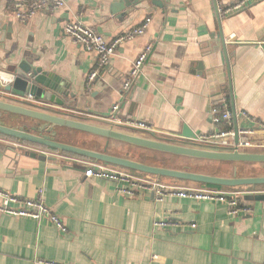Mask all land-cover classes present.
Returning <instances> with one entry per match:
<instances>
[{"label":"crops","instance_id":"1","mask_svg":"<svg viewBox=\"0 0 264 264\" xmlns=\"http://www.w3.org/2000/svg\"><path fill=\"white\" fill-rule=\"evenodd\" d=\"M15 1L0 3V71L15 76L10 68L30 57L34 66L68 84L74 97L64 108L40 105L45 112L111 127L105 118L119 104L122 123L143 122L155 134L125 124L114 129L181 144L226 127L215 123L214 113L225 108L227 96L239 125L247 126L245 114L264 122V0L227 17L217 13L216 2L220 7L237 0H65L63 8L41 12L26 24L9 16ZM72 21L107 42L148 27L116 49L89 87L98 59L65 35L64 26ZM148 44L153 51L125 93L123 84ZM14 97L0 90V100ZM19 120L4 122L13 126ZM250 139L264 143V134L258 131ZM102 141L109 150L113 141ZM29 145L0 136V190L29 200L43 190L46 205L68 232L46 221L0 213V264H264V201L245 199L253 212L234 217L222 203L127 198L117 193L115 183L85 176L75 159L91 160L62 153L73 159L42 160L23 148ZM247 152L263 153L259 148ZM175 181L168 185L183 187ZM156 221L177 225L155 227Z\"/></svg>","mask_w":264,"mask_h":264},{"label":"built area","instance_id":"2","mask_svg":"<svg viewBox=\"0 0 264 264\" xmlns=\"http://www.w3.org/2000/svg\"><path fill=\"white\" fill-rule=\"evenodd\" d=\"M261 1L262 0H237L233 4L220 7L218 2H216L217 13L222 17L231 16ZM64 6L65 0H17L9 8V16L20 23L26 24L41 12L61 9ZM147 27V23L143 24L140 27L129 30L112 42H107L102 35L79 21H72L65 24V35L70 38L73 43L82 47L86 52L93 53L97 56V67L91 71L88 78L89 87L97 78H99L102 70L109 65L116 49L122 44L143 36ZM261 45L264 47V43ZM152 51L153 46L148 44L133 63L129 75L122 87L125 93H128L131 90L133 84L141 75L143 67L149 59ZM14 80L15 76L0 71V90H4V93L8 94L5 92V88L12 85ZM14 98L19 102L29 104V106L31 105L35 109H39L40 105H47L31 95L15 96ZM224 107L225 108L220 112L214 113V121L218 125L225 124L226 127L214 133L199 135L195 138L192 144L190 143L187 145L230 152H234L235 150L247 152L252 148H259L264 153V143H253L250 139L258 131L264 134V122L257 121L245 114L244 119L248 121V124L247 126H242L238 123L239 140L236 143L235 118L237 119V115L234 116L233 111L230 110L228 101L224 102ZM119 111L120 105L115 104L111 109L110 115L105 118V121H107L111 127L125 124L132 130H137L145 134H155V131L146 123H122L117 116ZM23 148L31 153L46 158H68L61 155L59 152L43 147L32 146L31 144ZM68 159L72 160L73 158ZM75 160L85 168V176L115 183L117 185V193L120 196L127 198L153 196L155 201L163 202L166 198L177 197L181 199L222 203L228 207L230 215L237 217L249 215L253 212L252 206L244 201L247 196L264 195V188H253L251 191H239L236 189L226 190L221 187L213 186L201 189L180 188L177 186L166 185L158 177H142L125 169L94 160ZM0 213L15 218H27L40 222L46 221L54 225L62 233L65 234L68 232V229L61 218L46 205L43 197V190L39 191L37 198L31 200L22 199L0 190ZM172 225L177 224L172 221H156L154 226L165 228ZM42 263L43 262H41V264Z\"/></svg>","mask_w":264,"mask_h":264},{"label":"water","instance_id":"3","mask_svg":"<svg viewBox=\"0 0 264 264\" xmlns=\"http://www.w3.org/2000/svg\"><path fill=\"white\" fill-rule=\"evenodd\" d=\"M6 0H0V3ZM11 72L15 75L14 83L5 92L13 96L31 95L37 100L64 108L66 99L73 98L69 92V85L51 72L44 71L41 67L34 66L30 57H25L17 66H12ZM230 71V68H229ZM0 100V136L16 141L33 144L46 149L80 156L85 159L98 161L108 165L116 166L126 170L143 173L153 177L182 180L201 185L221 188L256 187L264 186V176L259 177H219L208 174L196 173L188 170H175L150 166L128 158L112 155L108 152V146L103 151H96L78 147L57 139L61 129H68L86 135L130 145L147 151L159 152L175 157L197 160L200 162H223V163H245L264 164V153L240 152L235 150L220 151L206 149L187 144L175 143L162 139L148 138L134 134L125 133L114 129V127H103L84 121L64 117L59 114L45 112L35 109L29 104L19 102L12 98ZM234 116L236 112L233 109ZM11 118L17 124L10 126L4 120ZM23 124H20V123ZM236 143L238 142V122L235 118ZM107 143V144H108ZM34 158L37 154H32ZM46 160V157H40ZM248 201H264V195L247 196Z\"/></svg>","mask_w":264,"mask_h":264},{"label":"rangeland","instance_id":"4","mask_svg":"<svg viewBox=\"0 0 264 264\" xmlns=\"http://www.w3.org/2000/svg\"><path fill=\"white\" fill-rule=\"evenodd\" d=\"M58 138L61 141H64L66 143L68 142L70 144L73 141L79 144L78 147L82 146V148H86V149L93 148L95 150H102L103 148L104 149L106 148V146H104L105 141H102V139L96 138L90 135L79 134L76 136V134L73 135L70 132H64L61 135H59ZM109 150H110V154L112 155H129V156H136V157L144 156L145 158H148V159H159L161 161L164 159V161H167L168 165L172 169H175V170L192 168L193 170L198 171L200 173L205 172L202 174L213 172V173L220 174L222 176L236 174L237 176L253 175V177H257L256 175H262V174L264 175V168L260 167L261 165L257 167V165L259 164L200 162L197 160H191L187 158H179V157H171V156L164 157V155L162 156L154 155L152 154L153 152L130 147V146L128 147L118 142H110ZM171 181L173 180L172 179L167 180L165 178L162 180V182L167 183L166 185H168V183H170ZM174 183L183 186L180 188H189L185 186H196L198 184V183L182 181V180L175 181ZM198 185H201V184H198ZM171 186H175V185H171ZM239 189H253V187L247 186V187L236 188V190H239Z\"/></svg>","mask_w":264,"mask_h":264},{"label":"trees","instance_id":"5","mask_svg":"<svg viewBox=\"0 0 264 264\" xmlns=\"http://www.w3.org/2000/svg\"><path fill=\"white\" fill-rule=\"evenodd\" d=\"M227 100H228V102H229V97L227 96ZM62 130V129H61ZM65 131H67V132H70V133H72L73 135H75L76 134V136L77 135H79V134H83V133H80V132H75V131H72V130H68V129H64ZM83 135H86V134H83ZM59 137V136H58ZM94 137V136H93ZM97 138V137H96ZM58 140L59 141H61L59 138H58ZM61 142H64V141H61ZM68 143V142H67ZM70 144V143H69ZM72 145H75V146H79V144H77V143H75V142H73L72 141V143H71ZM31 145H33V144H31ZM125 146H130V145H126V144H124ZM82 147V146H81ZM130 147H132V146H130ZM139 149V148H138ZM91 150H95V149H91ZM54 151V150H53ZM97 151V150H96ZM147 151V150H146ZM56 152H58V151H56ZM108 152L110 153V150H108ZM150 152H153V151H150ZM59 153H62V152H59ZM62 154H64V155H67V156H72V157H74V158H82V157H80V156H75V155H71V154H67V153H62ZM152 154H154V155H160V156H162V155H164V157H166V156H171V155H167V154H163V153H159V152H153ZM117 156H120V157H124V158H128V159H131V160H134V161H137V162H140V163H144V164H147V165H150V166H156V167H162V168H169V169H172L169 165H168V162L167 161H164V159L161 161V160H159V159H148V158H145L144 156H142V157H139V156H129V155H117ZM171 157H175V156H171ZM179 158H181V157H179ZM233 165V164H232ZM123 169V168H122ZM126 170V169H125ZM179 170H188V171H192V172H196V173H200V172H198V171H195V170H193L192 168H187V169H179ZM128 171H130V170H128ZM202 173H205V172H202ZM208 175H213V176H219V177H227V176H231V177H233L234 176V174H232V175H225V176H222V175H220V174H217V173H213V172H209V173H207ZM141 175H145V176H150V175H146V174H143V173H141ZM164 178H161V180H163ZM165 179H167V178H165ZM168 180V179H167ZM172 180H174V179H172ZM255 189H262V188H264V186H256V187H254ZM223 189H226V190H234V189H236V188H223Z\"/></svg>","mask_w":264,"mask_h":264}]
</instances>
